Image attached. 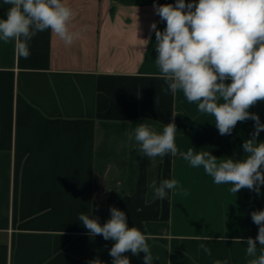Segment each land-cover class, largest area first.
<instances>
[{"label": "crops", "instance_id": "0c3cea01", "mask_svg": "<svg viewBox=\"0 0 264 264\" xmlns=\"http://www.w3.org/2000/svg\"><path fill=\"white\" fill-rule=\"evenodd\" d=\"M63 3L73 11L70 30L79 33L71 45L48 29L32 38L25 59L14 41L0 40V264H112L115 242L90 236L78 220L84 213L103 225L110 207L146 235L153 264L258 258L264 246L257 241L249 257L246 240L258 234L251 213L264 210V185L259 194H235L181 155L192 148L219 160L246 158L242 145L255 122H238L222 136L197 102L165 91L151 25L163 31L166 22L153 5L176 0ZM8 7L0 0V19ZM249 112L264 124V100ZM169 123L177 128V155L143 156L136 128L146 124L160 134ZM164 179L178 187L159 199L152 185ZM123 255L144 264L146 254Z\"/></svg>", "mask_w": 264, "mask_h": 264}, {"label": "clouds", "instance_id": "9594fccd", "mask_svg": "<svg viewBox=\"0 0 264 264\" xmlns=\"http://www.w3.org/2000/svg\"><path fill=\"white\" fill-rule=\"evenodd\" d=\"M9 5L6 19H0V40L15 42L19 56L30 55L29 42L39 32L50 29L66 45L79 36L69 28L73 11L63 0H3ZM154 9L162 21L163 31H155L156 64L167 84L166 92L180 91L189 102H197L198 110L214 117L220 135H230L238 122L253 120L254 132L243 142L246 158L219 160L210 151L194 154L192 148L181 153L192 167H203L214 183L231 184V191L248 189L260 193L264 185V141L257 138L264 131L260 117L249 109L264 100V0H198L175 5H157ZM149 42L148 40H144ZM175 123H169L158 134L146 124L135 130L139 151L147 158L177 155ZM156 198L164 199L169 190H176L175 179H164L157 187L152 185ZM110 219L103 225L99 217L81 213L78 220L90 236L102 235L115 243L109 251L112 264H130L126 252L138 256L145 253L144 264H153L147 237L135 226H128L126 213L110 207ZM258 226L255 239L246 240V254L256 256L257 241L264 246V210L251 213ZM62 235V234H61ZM204 239H208L205 237ZM245 242L242 238H239ZM211 255L210 249L200 245ZM88 264H105L94 258ZM216 264H221L217 261ZM223 264H228L224 261ZM249 264H264V251Z\"/></svg>", "mask_w": 264, "mask_h": 264}]
</instances>
